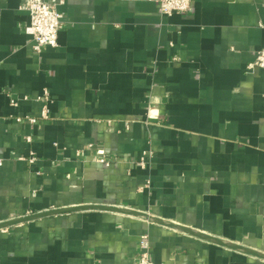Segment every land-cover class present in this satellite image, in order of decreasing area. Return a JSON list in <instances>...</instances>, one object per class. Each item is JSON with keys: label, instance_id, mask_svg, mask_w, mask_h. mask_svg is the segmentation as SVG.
<instances>
[{"label": "crops", "instance_id": "crops-1", "mask_svg": "<svg viewBox=\"0 0 264 264\" xmlns=\"http://www.w3.org/2000/svg\"><path fill=\"white\" fill-rule=\"evenodd\" d=\"M25 1L0 0V222L117 205L264 251V69L247 70L264 46V0H193L166 16L154 0H46L64 24L41 53ZM143 234L158 264H264L93 209L0 230V264H135Z\"/></svg>", "mask_w": 264, "mask_h": 264}, {"label": "built area", "instance_id": "built-area-1", "mask_svg": "<svg viewBox=\"0 0 264 264\" xmlns=\"http://www.w3.org/2000/svg\"><path fill=\"white\" fill-rule=\"evenodd\" d=\"M159 4L160 12L163 16L171 15L173 12L186 13L190 10L193 0H154ZM21 9L28 11L30 15V22L26 26V31L31 35L33 40V49L36 53H41L46 47H57L59 31L64 24V16L59 12L57 4L48 2L46 0H26L21 6ZM264 69V46L259 50L255 59L247 66V70L251 71L255 68ZM38 100L43 103V109L41 112V121H46L50 118V110L47 102L50 101L48 91L45 90L42 96L38 97ZM11 105L18 106V102L11 98ZM18 122H29L30 124H36L39 120L32 116H17ZM27 142L31 143L32 137H26ZM154 151L152 149L144 150L138 160V165L142 169H146L148 165L152 163L154 158ZM22 159H25L22 157ZM37 158L31 152V156L27 159L30 164H34ZM95 161L106 166H110L111 160L105 155H99L95 158ZM3 160L0 158V165ZM150 180L146 184L139 188L143 191L145 187H149ZM4 230V229H3ZM141 252L137 258L135 264H158L151 259L150 250L151 244L149 236L143 234L139 241Z\"/></svg>", "mask_w": 264, "mask_h": 264}, {"label": "water", "instance_id": "water-1", "mask_svg": "<svg viewBox=\"0 0 264 264\" xmlns=\"http://www.w3.org/2000/svg\"><path fill=\"white\" fill-rule=\"evenodd\" d=\"M92 209L93 210H104V211H110V212H115V213H120V214L141 217L143 219L149 220L157 224H161V225L168 226V227L180 230V231L194 234L208 241H211L215 244H219V245L228 247L230 249L237 250V251L264 259V251L262 250H257L254 248L243 246L241 244H237L229 240H224V239H221L215 236H211L209 234H205L189 226H182V225L174 224L173 222H170L169 220L153 216L142 210H138V209L130 208L126 206H117V205L111 206V205L89 204V205H83V206H73V207H67V208H57V209H52V210H46L44 212H37V213L29 214V215H23V216L13 218L11 220L0 222V230L9 228L14 225L33 221V220L39 219L44 216L58 215V214H63V213H70V212L81 211V210H92Z\"/></svg>", "mask_w": 264, "mask_h": 264}]
</instances>
